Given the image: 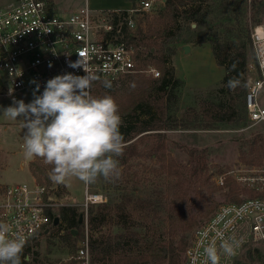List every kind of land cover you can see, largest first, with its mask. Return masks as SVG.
Masks as SVG:
<instances>
[{"label": "trees", "instance_id": "16d2710c", "mask_svg": "<svg viewBox=\"0 0 264 264\" xmlns=\"http://www.w3.org/2000/svg\"><path fill=\"white\" fill-rule=\"evenodd\" d=\"M160 6L156 7L160 9V25L147 30L137 29L129 35V40L146 48L147 57L140 60V65L154 64L161 75L152 77L137 72L120 81L110 82V88L105 87L109 81L104 80H96L91 88L93 96L111 95L118 105L122 119L120 132L125 142L121 164L134 156L168 158L166 141L169 130L218 129L229 125L243 126L250 121L246 99L248 65L255 52L248 21L251 18L254 23L262 21L264 0H165ZM188 43H209L218 65L224 67L226 73L210 91L213 98L198 99L197 106H187L183 116L179 117L177 112L185 82L175 75L170 64L178 46ZM229 80L235 81L234 87H228ZM138 136L151 138L152 142L139 150L137 143L131 142ZM247 144L248 151L244 146L240 149L241 160L251 165L262 164L264 135H254ZM186 150L190 156L189 166L178 165L172 156L169 157L170 179L175 178V182L168 186L169 200L164 202L160 195L159 198L149 197L144 203L155 218L161 219L166 214L172 226L171 239L164 244L158 236L149 233V227L146 231H138L131 227L132 224H127L120 234L90 239L93 264H182L183 253L189 244L185 233L190 224L195 223L188 222V209L184 208L189 201L186 186L194 178L201 179L208 169L206 149L194 147ZM51 170V165L42 166L38 161L33 163L32 171L39 181L43 176L51 181ZM233 194L230 200L242 201ZM108 203H102V209L96 213L93 206L87 210L88 223L92 228L106 222L111 209ZM67 210H72V213L68 214ZM61 211L69 227L82 225L77 208L63 207ZM177 236H180L178 241ZM254 251L256 256L259 249ZM249 253L254 257L252 252ZM21 260L22 264L27 263L24 257Z\"/></svg>", "mask_w": 264, "mask_h": 264}, {"label": "rangeland", "instance_id": "374dc122", "mask_svg": "<svg viewBox=\"0 0 264 264\" xmlns=\"http://www.w3.org/2000/svg\"><path fill=\"white\" fill-rule=\"evenodd\" d=\"M2 1L5 2L6 0ZM60 1L67 4L71 0ZM138 1L134 0V3ZM157 5L156 7L160 6ZM159 8L141 18L137 29L147 30L151 26L153 28L154 26L158 27L161 21L159 20ZM261 17L260 23L264 22V15ZM248 23L251 29L257 24L252 18L249 19ZM204 47L212 49L210 44ZM192 53L194 59L205 63V67L193 75V81L200 82L203 86L208 85L207 87H211L212 90L224 77L225 68L218 64V67L212 66L205 52L202 55L200 53L195 54L196 51ZM254 55L250 56L248 65V85L249 79L258 74ZM152 65L158 68L156 65ZM175 65L178 75L181 78L185 76V70L189 64L177 57ZM170 66L174 67L175 70L173 59ZM175 75L177 76L176 72ZM3 77L5 80V76ZM2 85L0 74V88ZM211 90L202 98V96L199 97L192 92H187L184 87L179 102L178 116L182 117L187 108H181L183 95L185 99L189 97L190 106H197L198 99L213 98L210 94ZM18 96V100L22 99L25 103L34 99L33 94L28 92L20 93ZM214 99L216 100V98ZM258 100L260 104L264 105V89L260 92ZM11 105L12 101L9 97L0 95V184L24 182L33 186L37 182H41L49 187L55 186L56 188L52 193L56 196L57 206L53 214L59 218L57 225L52 224L48 232L36 236L33 241L25 246L22 257L26 259V264H71L67 259L70 255L76 254L87 231L89 239H105L120 234L125 230L124 227L127 224H132L131 227L138 231H146L149 227V233L158 236L164 244L167 243L171 239L172 226L167 220L166 214H163L161 219H157L144 203L149 197L159 198L160 195L164 197V202L169 200L168 186L170 182H175V178L170 179L169 175V157L172 156L178 165L189 166L190 156L187 148L206 149L208 152L206 174L199 180L194 178L186 186L189 189V201L188 204H184V208L187 207L188 209V222H195L190 224L191 227L185 233L189 243L195 229L210 219L221 204L238 202V200H230L232 193H234L235 198L241 200L264 197V183L262 181H249L240 178L243 175H264V161L260 165H251L245 163L240 157L241 147L244 146V150L248 151L247 143L254 135L258 133L264 135V124L262 123L254 124L249 121L243 126L229 125L218 129L169 130L166 141L168 158L134 156L125 164H121L120 156L117 157L121 169L119 179L106 181L100 177L95 183L86 185L77 178H70L64 184H56L52 180L47 181L44 176L41 181L34 176L33 163L38 161L42 166L46 164L39 157L28 158L25 156L24 134L26 129L22 127L21 118L12 120L3 115V109ZM131 142L137 143L138 149L143 150L152 142V139L138 136ZM219 177H224L223 183L220 182ZM64 185L68 188L69 193ZM87 188L91 193L103 194L109 201L108 204L111 205L106 222L98 228H92L89 223L87 227L85 223L87 209L89 210L93 206L95 213L102 209L100 207L102 203L89 204L86 208L84 199ZM63 207L77 208L82 225L74 228L69 227L62 215ZM213 208L214 210L211 211ZM210 211L211 213H209ZM67 212L71 214L72 210H67ZM159 215L161 214L159 213ZM179 238L180 236H177L176 240L178 241ZM230 243L234 246V254L227 255L222 251L219 256V264H264V247L260 242L253 240L250 234L240 231ZM255 248L259 249L256 256L254 254ZM249 252H252L254 257L250 256Z\"/></svg>", "mask_w": 264, "mask_h": 264}, {"label": "built area", "instance_id": "2783aa9c", "mask_svg": "<svg viewBox=\"0 0 264 264\" xmlns=\"http://www.w3.org/2000/svg\"><path fill=\"white\" fill-rule=\"evenodd\" d=\"M164 2L139 0L127 10L102 11L85 4L69 14L57 13L50 0H18L0 8V72L6 75L0 95L13 102L20 93L33 94L36 83L40 85L37 95L41 94L46 81L56 75H85L83 66L69 67L80 57L97 80L115 82L137 72L159 77L161 71L155 66L140 65V60L147 57L146 48L130 41L129 35L137 30L141 18ZM251 39L258 74L249 79L247 109L252 123L264 124V105L258 100L264 89V22L252 27ZM219 178L223 183L224 177ZM240 178L264 183V175ZM55 188L41 182L33 186L24 182L0 184V224H7L12 236L23 235L26 245L48 232L55 220ZM84 200L86 208L107 201L103 194L91 193L88 188ZM85 223L88 227L87 213ZM240 231L264 247V197L221 204L195 229L182 264H206L204 249L208 245L214 242L220 256L222 243L231 242ZM67 260L71 264H93L88 231L76 254Z\"/></svg>", "mask_w": 264, "mask_h": 264}, {"label": "clouds", "instance_id": "9594fccd", "mask_svg": "<svg viewBox=\"0 0 264 264\" xmlns=\"http://www.w3.org/2000/svg\"><path fill=\"white\" fill-rule=\"evenodd\" d=\"M81 66L85 75H56L46 81L39 95L40 85L36 83L31 102L13 99L12 105L3 109L7 118H21L22 127L26 129L25 156L39 157L46 165H51L50 179L56 184L77 178L90 185L100 177L112 181L121 175L117 157L123 155L125 142L120 132L122 119L118 105L111 95L95 97L91 94L97 77L81 57L69 64L72 68ZM234 86L235 81L229 80L228 87ZM105 87L110 88V82H106ZM25 246L23 235L12 236L9 226L0 224V264H22ZM221 248L227 255L234 254V246L228 241L223 242ZM204 252L206 264H219L214 242Z\"/></svg>", "mask_w": 264, "mask_h": 264}, {"label": "crops", "instance_id": "0c3cea01", "mask_svg": "<svg viewBox=\"0 0 264 264\" xmlns=\"http://www.w3.org/2000/svg\"><path fill=\"white\" fill-rule=\"evenodd\" d=\"M17 1L18 0H6L4 2V1L0 0V8L14 4ZM50 2L53 6V9L57 13H61V14H69V13L73 12L74 10H77L78 8L84 6L85 4H88L95 11L114 10V9L127 10L134 4V0H71L67 4H64L60 0H50ZM188 44L191 45V50L189 52L191 55L188 53H185L183 50L178 48L176 54L172 57V59L174 61L175 72H176L177 76L179 78H181L178 75V70H177V67L175 65V59L177 57H179L180 60L189 64V67H187V69L185 70V76H183L181 78L185 82V86H184L185 90L187 92L194 93V95H199V97L202 96V98H204L206 93L209 90H211V87L210 88L207 87L208 85L203 86L200 82H199L200 84L194 82L193 81V78H194L193 75L196 74L197 72L201 71V69H203L205 67L204 66L205 63H204V61L201 62V61H197L196 59H194V57H192V54H193L192 52L195 53V51H196L195 54L200 53L201 55L203 52H205V55L208 57L209 63L212 66L218 67V65H217L218 63H217V60H216L215 55L213 53V50L209 47H204L209 43H205V44L188 43ZM181 45H183V44H181ZM181 45H179V46H181ZM0 74H1L2 84H3V82H4L3 76H6V75L3 73V76H2L1 72H0ZM190 103H191V101H190L189 97L187 99H185V96L183 95V97L181 99V108H185V107L191 105ZM66 189L69 193V190L67 187H66ZM98 194H101V193H98Z\"/></svg>", "mask_w": 264, "mask_h": 264}, {"label": "water", "instance_id": "95a60500", "mask_svg": "<svg viewBox=\"0 0 264 264\" xmlns=\"http://www.w3.org/2000/svg\"><path fill=\"white\" fill-rule=\"evenodd\" d=\"M196 24L194 23L193 26H195ZM179 49L183 50L185 53H189L191 50V45L190 44H183L181 46L178 47ZM59 222V218L55 217L54 220V225H57Z\"/></svg>", "mask_w": 264, "mask_h": 264}]
</instances>
